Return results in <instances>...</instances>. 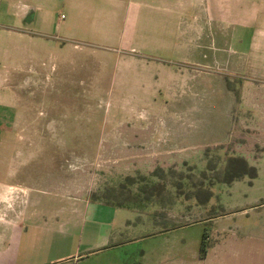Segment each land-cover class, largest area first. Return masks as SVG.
Listing matches in <instances>:
<instances>
[{
	"label": "rangeland",
	"instance_id": "1",
	"mask_svg": "<svg viewBox=\"0 0 264 264\" xmlns=\"http://www.w3.org/2000/svg\"><path fill=\"white\" fill-rule=\"evenodd\" d=\"M96 10L106 12L103 2ZM85 21L73 26L92 38L88 42L49 43L45 48L69 51L22 57L21 69H0V245L27 222L19 264L68 257L67 264H264V151L255 145L243 152L245 139L234 137L189 162L160 159L155 168L139 170L123 136L137 124L132 100L101 99L112 75L103 66L114 67L104 45L117 42L103 40L104 29L92 17ZM36 63L42 67H25ZM122 110L129 121L117 119ZM243 154L258 167L257 178L214 181L230 157ZM127 176L137 178L134 191L143 176L167 187L147 206L93 207L116 196L113 188ZM198 187L211 190L208 202L196 199ZM125 193L119 197H130ZM86 206L99 223L71 220L73 207L83 215Z\"/></svg>",
	"mask_w": 264,
	"mask_h": 264
},
{
	"label": "crops",
	"instance_id": "2",
	"mask_svg": "<svg viewBox=\"0 0 264 264\" xmlns=\"http://www.w3.org/2000/svg\"><path fill=\"white\" fill-rule=\"evenodd\" d=\"M100 2L106 12H94ZM91 17L104 29L103 40L117 42L104 45L114 67L103 66L112 75L101 99L132 100L137 124L123 136L139 170L155 168L160 159L189 162L234 137L245 139L243 152L255 145L264 151V0H0V69H21L22 57L69 51L45 48L49 43L88 42L92 38L73 25ZM120 115L129 121L124 110ZM91 207L83 215L73 207L71 220L99 223L89 215ZM26 223L0 245V264H19ZM71 258L24 264H67Z\"/></svg>",
	"mask_w": 264,
	"mask_h": 264
},
{
	"label": "trees",
	"instance_id": "3",
	"mask_svg": "<svg viewBox=\"0 0 264 264\" xmlns=\"http://www.w3.org/2000/svg\"><path fill=\"white\" fill-rule=\"evenodd\" d=\"M215 171V168H211ZM258 168L249 163V161L244 156H232L229 158L228 163L224 169V175L215 178L216 182H223L228 185L233 184L237 180L249 177L251 180L258 177ZM157 177V175H155ZM141 185H138L134 191L133 186L137 184V178L134 176H127L125 181L122 182L117 188H113V193L116 196L105 201L106 205L113 206L115 208H129L135 209L143 206H147L154 202V199L165 191L167 184L162 181H152L148 177L143 176L141 178ZM214 183V182H213ZM126 192V193H125ZM129 194L130 197L121 198V194ZM197 200L200 204L208 202L212 192L210 189L198 187L196 193ZM206 238V232L203 234V241L201 248H204Z\"/></svg>",
	"mask_w": 264,
	"mask_h": 264
}]
</instances>
